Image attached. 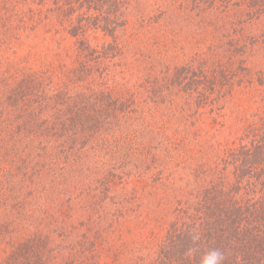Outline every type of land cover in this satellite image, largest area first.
Masks as SVG:
<instances>
[{"label":"trees","instance_id":"obj_1","mask_svg":"<svg viewBox=\"0 0 264 264\" xmlns=\"http://www.w3.org/2000/svg\"><path fill=\"white\" fill-rule=\"evenodd\" d=\"M260 18L264 0H0V264H264V107L235 140L190 130L257 90ZM54 26L53 54L34 40Z\"/></svg>","mask_w":264,"mask_h":264},{"label":"rangeland","instance_id":"obj_2","mask_svg":"<svg viewBox=\"0 0 264 264\" xmlns=\"http://www.w3.org/2000/svg\"><path fill=\"white\" fill-rule=\"evenodd\" d=\"M144 2V0H143ZM150 2V0H148ZM132 10L131 14H128V17L131 19L132 22H136L139 19V9L140 7L137 5V3H133V5L130 7ZM151 9V7H150ZM147 13L150 11L149 9H146ZM55 21V20H54ZM55 23V22H54ZM247 31H252L253 34H262L264 33V18L260 19H254L251 22L247 23L246 25ZM46 27H42L37 32V37L35 38L34 42H38L41 48L46 49L47 47H50L53 49V54L58 51L56 48L55 42L53 38H57L60 36V34H65V32L56 34L55 32V26L53 27L52 31L48 34H45ZM123 29L119 28V32H121ZM56 34V37H55ZM46 35V36H45ZM91 38L93 41L104 39H109L108 36H104L103 32L96 31L94 33H91ZM65 45H70L72 42V39H69L68 37L64 39ZM50 45H49V44ZM258 47H263L262 44H259ZM264 51V48H260V51ZM264 55V54H263ZM49 58H53L54 56L52 53H49L47 55ZM46 56V57H47ZM47 57V58H48ZM264 60V59H263ZM263 63V62H262ZM259 63V65H256L252 63V72H254V82L255 87H257V90H254V93H250L248 96V93H245V91L240 90V86L235 87L234 96H228L226 100H223V104H225L224 109L222 112L219 113V115H216L215 112L211 111L210 108H205L204 113L201 114L200 119L197 120V122L194 123V127L190 126V130H194L195 128H201L200 130H204V132H208L210 136H213L215 140L217 141H231L235 140L239 137L241 132L243 131L242 128V122L238 123L239 120L236 118L237 115H240L242 113L248 112L249 118H252V114L254 112L260 111L264 107V99L262 97V94L264 93V85H258L257 81V72L258 70L264 71V64ZM263 68V69H261ZM246 108V110H243ZM218 111V110H217ZM239 112V113H238ZM221 114L223 117H221ZM198 119V118H196ZM219 121H218V120ZM218 121L220 124L215 123V121ZM221 124L223 126H221ZM199 130V131H200ZM137 180L135 178L130 180V187L134 184L136 186H139V183L136 182ZM124 224L125 222L122 221ZM161 225L159 226L157 223H154L153 225L158 228V231L161 227H164V224L160 222ZM163 229H161V232ZM8 249V246L5 245V243H0V256L3 257L6 250ZM107 260V254L104 255V262L106 263ZM104 263V264H105ZM103 264V263H102ZM107 264V263H106Z\"/></svg>","mask_w":264,"mask_h":264},{"label":"clouds","instance_id":"obj_3","mask_svg":"<svg viewBox=\"0 0 264 264\" xmlns=\"http://www.w3.org/2000/svg\"><path fill=\"white\" fill-rule=\"evenodd\" d=\"M191 238L194 243H198L201 239V234L198 231L191 233ZM196 248L188 249L186 255L191 257L196 253ZM225 254L216 248H208L200 257L199 264H224Z\"/></svg>","mask_w":264,"mask_h":264}]
</instances>
